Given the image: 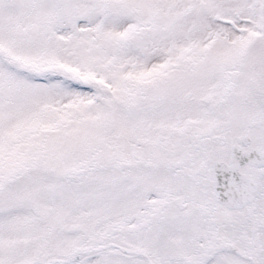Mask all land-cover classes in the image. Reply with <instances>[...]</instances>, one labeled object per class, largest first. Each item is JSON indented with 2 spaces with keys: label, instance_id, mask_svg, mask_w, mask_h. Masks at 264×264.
Wrapping results in <instances>:
<instances>
[{
  "label": "snow or ice",
  "instance_id": "1",
  "mask_svg": "<svg viewBox=\"0 0 264 264\" xmlns=\"http://www.w3.org/2000/svg\"><path fill=\"white\" fill-rule=\"evenodd\" d=\"M0 264H264V0H0Z\"/></svg>",
  "mask_w": 264,
  "mask_h": 264
}]
</instances>
